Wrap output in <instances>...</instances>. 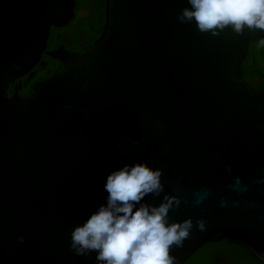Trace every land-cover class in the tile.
I'll list each match as a JSON object with an SVG mask.
<instances>
[{
	"label": "water",
	"instance_id": "obj_1",
	"mask_svg": "<svg viewBox=\"0 0 264 264\" xmlns=\"http://www.w3.org/2000/svg\"><path fill=\"white\" fill-rule=\"evenodd\" d=\"M104 6L99 38L82 55L48 52L62 69L23 98L16 81L75 2L0 0V264H96L70 251L71 232L104 202L107 175L135 162L162 170L181 201L172 221H193L175 264L221 241L264 264V90L242 73L264 31L201 33L177 21L187 0Z\"/></svg>",
	"mask_w": 264,
	"mask_h": 264
},
{
	"label": "clouds",
	"instance_id": "obj_2",
	"mask_svg": "<svg viewBox=\"0 0 264 264\" xmlns=\"http://www.w3.org/2000/svg\"><path fill=\"white\" fill-rule=\"evenodd\" d=\"M177 17L201 33L225 28L240 34L264 31V0H187ZM162 170L147 162L124 164L106 178L104 202L71 232L70 251L78 257L95 253L96 264H175L173 246H182L194 227L191 218L173 222L170 212L181 201L165 193ZM161 199L159 205L146 198ZM205 230V221H196Z\"/></svg>",
	"mask_w": 264,
	"mask_h": 264
},
{
	"label": "flooded vegetation",
	"instance_id": "obj_3",
	"mask_svg": "<svg viewBox=\"0 0 264 264\" xmlns=\"http://www.w3.org/2000/svg\"><path fill=\"white\" fill-rule=\"evenodd\" d=\"M98 1L100 0H74V16L69 23L61 28H51L47 47L42 53L39 63L27 75L16 81L22 87L21 93H18V95L21 94L20 97L30 96L34 84L49 78L62 69L59 62L47 55L48 52L63 47L68 52L82 55L94 43L91 38L98 32V29L92 24L96 21L94 7ZM90 26L91 32L88 33L86 30ZM261 61H264V37L260 43L252 44L248 61L245 62V72L242 67L245 82L257 90H264V68H262L264 65L260 63ZM53 71L54 73H52ZM25 92H27L26 95ZM230 254L221 250L210 252L200 248L184 264H237Z\"/></svg>",
	"mask_w": 264,
	"mask_h": 264
},
{
	"label": "trees",
	"instance_id": "obj_4",
	"mask_svg": "<svg viewBox=\"0 0 264 264\" xmlns=\"http://www.w3.org/2000/svg\"><path fill=\"white\" fill-rule=\"evenodd\" d=\"M104 7H105L104 6V0L98 1L94 7V14L96 16V21L92 25L98 29V32L92 36V38H91L92 41H96L101 34L102 27L104 25ZM86 31L88 33H90L91 32V26L88 27ZM250 62H252V61H250ZM260 63L262 65H264V61H261ZM242 67H243L244 72H245L246 71L245 70V63L242 64ZM262 68H264V66H262ZM52 73H54V71ZM18 93H21V92L19 91ZM26 94H27V92H25V95ZM19 95H21V94H19ZM201 249H203V250L205 249V250H208L210 252H212L214 250L215 251L221 250V251L227 252L229 254L231 253L232 255L231 254L230 255L236 261L237 264H261L257 260H255L243 247L227 243L226 241H221L217 244H207V245L203 246Z\"/></svg>",
	"mask_w": 264,
	"mask_h": 264
}]
</instances>
